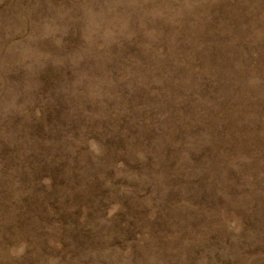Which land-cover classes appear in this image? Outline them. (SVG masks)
<instances>
[{"label": "rangeland", "instance_id": "rangeland-1", "mask_svg": "<svg viewBox=\"0 0 264 264\" xmlns=\"http://www.w3.org/2000/svg\"><path fill=\"white\" fill-rule=\"evenodd\" d=\"M0 264H264V0H0Z\"/></svg>", "mask_w": 264, "mask_h": 264}]
</instances>
